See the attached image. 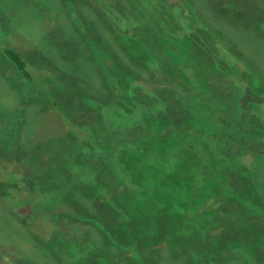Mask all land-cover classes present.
<instances>
[{
  "label": "rangeland",
  "instance_id": "rangeland-1",
  "mask_svg": "<svg viewBox=\"0 0 264 264\" xmlns=\"http://www.w3.org/2000/svg\"><path fill=\"white\" fill-rule=\"evenodd\" d=\"M6 45L29 80L0 51V179L30 176L23 191L0 198V264H123L110 235L128 234L141 251L133 264H155L142 237L111 232L110 216L117 211L130 227L138 206L155 223L162 210L153 197L183 200L173 184L184 174L200 179L189 216L214 206L227 185L252 195L238 212L240 231L246 223L264 234V0H0V50ZM212 132L215 152L205 139ZM79 144L83 155L70 154ZM158 156H176L174 170L153 168ZM136 171L157 185L129 207ZM47 186L60 201H42ZM66 205L61 219L51 217ZM57 226L68 240L42 239ZM256 230L227 238L244 264H259L250 250Z\"/></svg>",
  "mask_w": 264,
  "mask_h": 264
},
{
  "label": "trees",
  "instance_id": "trees-1",
  "mask_svg": "<svg viewBox=\"0 0 264 264\" xmlns=\"http://www.w3.org/2000/svg\"><path fill=\"white\" fill-rule=\"evenodd\" d=\"M1 53L3 56L10 61L15 68L19 71V73L23 76L28 78L29 80V74L26 69V63L23 60L22 56L11 46H3L1 48ZM47 94L50 96L52 95L50 91H47ZM123 97V94H122ZM122 98H118L117 101L113 102V106H115V110L112 111V117L117 118L118 115L116 113L113 114L114 111H116V108L118 106L119 102L121 101ZM146 114L149 113V111L145 110ZM68 120V119H67ZM114 123V122H112ZM115 124V123H114ZM231 128V127H230ZM235 134V133H234ZM93 135V134H91ZM204 136V135H202ZM205 138V137H204ZM215 138L216 134L215 133H208L206 138L209 141L208 147L210 149V146L212 150L215 152ZM192 140L189 141V145L192 147ZM42 145V144H41ZM79 147H72L70 149V154H79L83 155L85 147L80 146ZM78 146V145H77ZM196 149V147H195ZM198 149V148H197ZM196 149V150H197ZM160 157L158 156L157 158H152L150 164H152L154 167L153 168H165V172H170L173 171L174 168L177 165V157L173 156L168 163H166V160H163L162 162L158 160ZM204 160V158L202 159ZM70 162V163H69ZM68 162V166H71L74 168L73 163H78L74 162V159H71ZM204 166V165H202ZM78 167V165H77ZM76 167V168H77ZM83 167H87L86 164H84ZM78 171L82 170L80 167H78ZM82 175L84 176V173L90 172V169L87 168L86 170H82ZM70 172L72 173V168L70 169ZM75 173V172H73ZM72 173V174H73ZM96 172H94L91 175L93 177ZM205 172L202 171L201 174L203 175ZM132 178L129 177L132 181L133 184H128L126 186L127 192L129 193V198L128 200L123 199V201L126 203V205H130L131 207L132 202L135 205L141 204L142 203V195L143 193L149 194L148 191L150 187L153 185V187H156L157 183H153L152 180H142L139 179L141 177H144L142 172H131ZM74 175V174H73ZM127 177L129 176L128 174H125ZM8 176V177H7ZM7 176L5 179H0V198H4L8 195H11L12 193L18 191H23L24 187L23 185V180L28 181V177H22L18 178L14 172H8ZM90 176V175H89ZM85 177V176H84ZM18 178V179H17ZM193 182H199L200 179L194 180L192 178L186 177L184 174L183 176H177L176 182L173 184L174 191L177 193L182 194L183 200L178 199V198H170L167 199L165 202H163V199L161 197H153L154 201H152L151 205H157V210H162V213L160 216H155V223H154V217L150 218L152 211H147L143 210L140 211L138 206H135V208L131 209L129 216H132L134 219H136V224L133 225L131 222L132 226L127 227L130 228L129 230L127 228H124L123 225H125L126 220L124 217H121V214L118 213L117 211H114L113 214L110 216V219L112 221V227L114 229L111 231L113 232L114 230H118V228L122 231V229H125L124 231L126 234L131 233L136 237L140 238V243L142 246L140 249L144 250V252H150L154 253V257L152 255H149L157 264L158 260L160 261L161 258L167 259L168 262L171 264L173 261H176V263L179 264L178 261H183V264H194L197 262L198 264H244L243 258L239 257L236 259L235 255V249L240 248L238 245H235L233 242H227V238H231L232 235L234 234H241L243 235L245 231L253 230L255 231L256 229H252L251 226L248 224H244V227L240 231V221H242V213H245L250 209V200L252 195H246V198L243 199V195L239 196L237 194V191L230 190L227 185L222 187H218V190L221 192L218 194L217 199L213 201L214 206H209V209H201L198 212H200L197 215H194V213H190L191 216L188 215V210L186 207L187 200L189 196H192L190 194ZM214 185V184H213ZM199 186V185H198ZM216 186V185H214ZM252 187V185H251ZM205 188V186H204ZM51 190H54L52 186H47V187H42V189L39 191L40 194L42 195V201L44 199H49L50 195L53 196L54 201L56 202L57 200L60 201L57 197H55L53 193H51ZM217 190V192H218ZM68 193V192H67ZM48 195V196H47ZM262 200V199H261ZM263 201V200H262ZM264 202V201H263ZM68 205H66L67 207ZM62 207L63 209L61 211H56L54 212L51 217H55L57 219L59 216L63 214V210H67L68 207ZM70 208L71 210L73 209ZM138 208V209H137ZM60 209V208H59ZM78 208H74L73 211H78ZM239 211H241V215H239ZM80 215L79 218H84L85 220H89L87 217L81 216L82 213L79 212L77 213ZM230 214L232 217H229ZM65 215V214H64ZM68 215V214H67ZM58 216V217H57ZM83 219V220H84ZM131 219V218H130ZM94 221V220H93ZM59 222V221H58ZM153 222V224L151 223ZM224 223H226V227L221 229V233L219 236L215 237L214 232H216L217 229ZM154 225L153 228L150 226ZM123 227V228H122ZM157 227H161L159 231H157ZM256 228V226H255ZM34 229V227H33ZM32 229V230H33ZM119 231V230H118ZM163 231V232H160ZM260 231L255 232L256 235V240L254 243L252 242L250 250L253 251V256H255V263L258 262L259 264H264V243H261V241H264V234L262 233L259 234ZM64 229H62L61 226L54 227L49 234L50 237L47 236L42 238L43 236L38 235L41 237L43 240L46 239L47 242L49 243L50 238H58L60 239V242H64L65 240H68L69 237H64L68 236L67 234L63 236ZM56 235H59L55 237ZM130 234L125 235V237H129ZM64 237V239L62 238ZM110 237H114V241L120 242L121 244H117L118 246L122 245L119 247V254L123 255L125 258V261L123 264H133L134 260L138 259L140 260L141 257V251L135 247L134 244L131 242H128L127 239H125L124 236L120 237L119 235H113ZM117 237V240L116 238ZM76 239V238H73ZM109 241H112L111 238H109ZM113 242V241H112ZM161 242H165V245H160ZM151 244V245H150ZM160 245V246H159ZM154 246V247H150ZM138 250V251H137ZM246 251V250H244ZM139 252V253H138ZM142 252V253H144ZM123 258V259H124ZM245 261V260H244ZM181 264V263H180ZM251 264V263H248Z\"/></svg>",
  "mask_w": 264,
  "mask_h": 264
}]
</instances>
